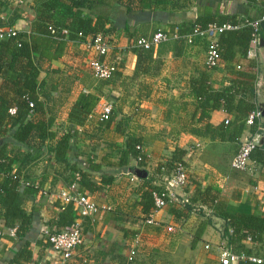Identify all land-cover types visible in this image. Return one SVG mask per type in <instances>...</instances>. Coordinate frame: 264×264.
I'll use <instances>...</instances> for the list:
<instances>
[{
  "label": "crops",
  "instance_id": "1",
  "mask_svg": "<svg viewBox=\"0 0 264 264\" xmlns=\"http://www.w3.org/2000/svg\"><path fill=\"white\" fill-rule=\"evenodd\" d=\"M5 1L3 19L18 7L26 16L15 21L12 28L26 32L35 0H22L21 4ZM127 1L130 2L129 13L122 5ZM166 6L165 11L153 13L138 9L136 0H120V3L109 0L93 9L109 22L106 26L110 28L106 34L110 44L107 59L115 63L117 72L107 81L92 79L88 62L94 55L78 42L68 43L62 56L48 69L39 72V100L52 118L51 128L57 135L68 128L67 113L78 94L91 93L99 97L84 124L77 128L73 146L81 161L90 160L100 167L93 175L95 182L102 176H111L112 181L99 192L88 195L98 210L92 217L81 220L82 243L68 260L61 261L44 243L43 223L60 211L54 203H63L60 197L69 192L72 183L66 185L62 181L61 177H65L61 175L62 167L51 163V155L46 149L38 159L20 168L21 183L37 189L33 200L22 204L25 213L34 210L30 229L24 237L32 252L31 261L26 264H219V248H227L220 237V220L210 218L209 224L196 237L204 218L196 216L193 210L186 213L182 210L185 203L176 200L153 216L157 227L144 223L145 216L137 203L144 188L132 171L143 169L145 176L149 175L157 165L165 164L177 149L184 151L181 161L190 183L193 182L182 190L185 199L196 184L200 189L212 186L226 200L227 213L264 212V145L251 152L246 171L231 170L229 163L238 144L252 135L250 127L244 126L236 143L213 142L208 137L191 134L190 129L202 126L190 120L194 101L188 93V80L198 78L201 72L207 73L212 90L229 86L231 81H243L239 75L249 73L254 76V103L255 109L259 110L264 99V47L258 46L251 59L240 57L239 52L229 64L219 59L218 66L209 71L203 67L204 41H196L190 47L177 41L158 45L151 49L149 60L139 64L138 69L136 56L129 51L131 42L137 37H148L157 28L171 31L175 29H171L174 25L191 23L206 13L234 16L239 26L245 20L264 19V4L245 0H167ZM260 34L264 35V29ZM259 38L264 41V37ZM105 101L111 103V121L107 126L97 122L98 109ZM197 116L198 113L196 121ZM230 120L231 117L222 110L209 114V123L213 126ZM258 123L259 137L264 136L261 116ZM126 138L139 141L144 157L141 168L135 166L132 159L127 166L117 167ZM54 143L55 139L44 145ZM9 149L15 150L14 147ZM17 166L14 164L13 169ZM133 175L135 178L130 180ZM153 183L156 185L158 181ZM76 190L80 192L77 186ZM177 194L179 196V192ZM191 206L195 208L196 204ZM167 227L173 231L167 232ZM2 236L0 246L4 251L0 264H5L20 244L10 240L13 235L8 232L3 231ZM238 253L264 258V238L260 242L244 240Z\"/></svg>",
  "mask_w": 264,
  "mask_h": 264
},
{
  "label": "trees",
  "instance_id": "2",
  "mask_svg": "<svg viewBox=\"0 0 264 264\" xmlns=\"http://www.w3.org/2000/svg\"><path fill=\"white\" fill-rule=\"evenodd\" d=\"M106 1L109 0H35L31 7L32 20L27 31H16L13 37L0 41V230L6 233L12 231V238L5 237L20 244L15 253L5 260V264H26L31 261L32 252L24 237L30 229L34 210L25 213L22 204L26 200H33L37 189L21 183L20 168L38 159L44 149L50 153L51 163L62 167L63 172L60 174L65 175L61 177L62 181L66 185L74 182L84 195H93L112 181L111 176H102L99 182H95L93 175L100 171V167L90 160L81 161L73 146L77 128L84 124L97 105L99 97L91 93L78 94L67 113L68 128L57 135L51 128L52 118L46 114L43 103L39 100L41 84L37 81L39 72L48 69L51 63L57 61L68 43H82L97 34L106 36L110 31V28L106 27L109 23L107 17L93 12L96 6ZM113 1L120 3V0ZM245 1L264 4V0ZM136 2L138 9H147L153 13L165 11L167 7V0ZM6 3L5 0H0V27H12L15 21L26 16L16 7L8 18L3 19L1 14ZM122 5L126 13H129L130 2ZM209 24L235 26V29L223 31L217 36V54L222 62L225 64L232 62L236 52L245 58L252 28L244 23L239 26L234 16L219 17L206 13L191 23L177 24L171 29L175 28L179 35H184L196 25L202 29ZM49 28L53 30V34ZM61 30H65L66 34H61ZM260 33L261 29L258 30V36L264 37ZM177 42L182 44L181 41ZM129 51L136 56V69L139 68V64H144L150 58L151 49L131 48ZM116 72L117 69L114 74ZM239 76L243 81H231L229 86L218 90L211 89L206 72H201L198 78L188 80V93L194 101L190 120L202 126L200 129L196 127L190 129L191 134L208 137L213 142L238 141L246 117L255 109L254 76L249 73ZM29 103L31 107L28 106ZM218 110L225 112L231 120L226 124L222 122L213 126L209 123V114ZM110 121L109 115L106 121L98 123L107 126ZM249 130L254 134L255 126H251ZM54 139L55 143L52 146L45 147V142ZM136 146H139L138 140L130 138L124 140L117 167L127 166L131 159L135 162L138 154ZM9 147H14L15 150H8ZM183 155L184 151L177 149L165 164L157 165L155 171L145 177H142L145 173L143 169H133L132 172L142 181L144 188L137 203L145 218L152 208L151 191L164 187V182L175 165L183 166L181 161ZM16 163L18 166L13 169ZM143 165L144 157L141 161L135 162L138 168ZM154 181L158 183L155 185ZM191 204H196V207L193 208ZM225 204L226 200L216 187L206 186L200 189L197 184L194 185L182 210L186 213L193 210L196 216L204 218L205 221L198 227L196 237L204 226L209 224V219L214 217L220 220V237L232 253L241 251L242 242L248 238L253 242H260L264 238V212L229 214L225 211ZM54 206L60 211L43 223L45 232L42 237L45 245H48L49 235L65 230L75 213L70 203L55 202ZM3 251L4 247L0 246V261ZM237 264L255 263L241 260Z\"/></svg>",
  "mask_w": 264,
  "mask_h": 264
},
{
  "label": "built area",
  "instance_id": "3",
  "mask_svg": "<svg viewBox=\"0 0 264 264\" xmlns=\"http://www.w3.org/2000/svg\"><path fill=\"white\" fill-rule=\"evenodd\" d=\"M13 4H21L22 0H10ZM261 20L256 21H244V24L249 25L252 28V34L249 41V46L245 53V58H254L256 50H258V30ZM235 26L229 24H223L216 26L209 24L204 28L194 26L192 30L184 35H179L176 29L171 31H165L164 29L157 28L148 37H137L132 42L130 47L140 50L154 49L158 45L170 42L181 41L186 46H194L196 41L205 42V58L203 67L206 71L212 70L218 66L219 57L217 54L216 40L217 36L223 31L233 30ZM50 33L53 34V30ZM16 30L10 26L0 27V41L13 37ZM61 34L65 35L66 31L61 30ZM76 43V42H71ZM84 49L94 55V58L88 62V69L92 79L96 81H106L110 79L116 71V65L112 61H108L107 55L110 50V44L108 38L103 34H97L93 37L87 38L82 42ZM31 107V104H28ZM111 113L110 101L102 103L97 112V122L106 121ZM260 118V112L254 109L245 119V125L248 127L255 126V133L250 135L247 139H244L238 144V148L231 158L229 167L233 171H246L248 168L249 156L258 146L257 141L259 138L258 132L261 130L258 120ZM227 121H224L226 124ZM135 149L138 154L135 158V162L141 161L143 157L140 146H136ZM134 175L130 177L133 180ZM190 177L188 176L184 166L175 165L171 171L170 176L165 180L164 187L161 189L151 191L152 208L147 214L144 223L151 226H158V223L153 220V216L163 210L172 201H178L179 203H185L184 189L190 186ZM69 192L61 195L60 199L63 204L70 203L74 209L73 220L65 228L56 234L49 235L47 238L48 247L55 254L58 255L61 261L68 260L74 250L82 243L81 240V220L86 217H92L98 210L97 205L90 199L88 195H84L76 190V184L73 182L68 187ZM183 190V191H182ZM179 192V196H177ZM177 198V199H176ZM167 232H171L172 228L167 227ZM13 235V232H8ZM3 231L0 230V237H2ZM249 240V238L247 239ZM207 248V247H205ZM130 255H133V251H130ZM246 259L255 264H264V258H252L245 257L243 253H232L226 247L219 248L218 260L219 264H236L238 261Z\"/></svg>",
  "mask_w": 264,
  "mask_h": 264
},
{
  "label": "water",
  "instance_id": "4",
  "mask_svg": "<svg viewBox=\"0 0 264 264\" xmlns=\"http://www.w3.org/2000/svg\"><path fill=\"white\" fill-rule=\"evenodd\" d=\"M259 29H264V20L260 21ZM258 46L259 47H264V41H263L262 38L258 39ZM259 112H260V116H261L263 124H264V99H263L262 103H260V105H259ZM263 145H264V136H260L258 138V141H257V146L260 147V146H263ZM142 177H145V173L142 174Z\"/></svg>",
  "mask_w": 264,
  "mask_h": 264
},
{
  "label": "rangeland",
  "instance_id": "5",
  "mask_svg": "<svg viewBox=\"0 0 264 264\" xmlns=\"http://www.w3.org/2000/svg\"><path fill=\"white\" fill-rule=\"evenodd\" d=\"M261 119H262V118H261ZM172 231H173V229H172ZM172 231H171V232H172Z\"/></svg>",
  "mask_w": 264,
  "mask_h": 264
}]
</instances>
